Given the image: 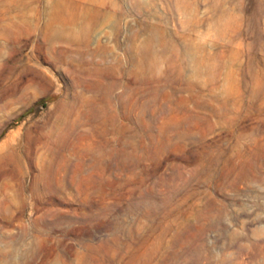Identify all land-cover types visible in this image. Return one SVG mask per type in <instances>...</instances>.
<instances>
[{"label": "rangeland", "instance_id": "1", "mask_svg": "<svg viewBox=\"0 0 264 264\" xmlns=\"http://www.w3.org/2000/svg\"><path fill=\"white\" fill-rule=\"evenodd\" d=\"M0 264H264V0H0Z\"/></svg>", "mask_w": 264, "mask_h": 264}]
</instances>
